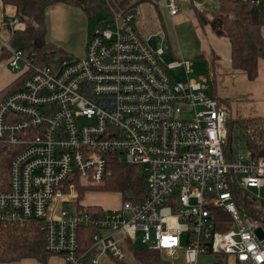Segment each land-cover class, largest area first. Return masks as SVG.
Listing matches in <instances>:
<instances>
[{"label": "built area", "instance_id": "obj_1", "mask_svg": "<svg viewBox=\"0 0 264 264\" xmlns=\"http://www.w3.org/2000/svg\"><path fill=\"white\" fill-rule=\"evenodd\" d=\"M181 1L146 0L171 17ZM241 2L264 12V0ZM135 17L111 11L85 56L72 61L39 63L34 52L2 44L20 83L0 101V142L14 152L0 225L37 223L45 252L63 264H124L138 241L171 264L205 255L264 264V238L255 234L264 225L236 204L248 194L264 206V155L234 157L226 107L189 78L190 61L165 62ZM111 157L140 167L143 196L122 197L117 210L83 205L77 187L101 186ZM216 210L229 218L226 231ZM84 230L92 231L85 247Z\"/></svg>", "mask_w": 264, "mask_h": 264}, {"label": "trees", "instance_id": "obj_2", "mask_svg": "<svg viewBox=\"0 0 264 264\" xmlns=\"http://www.w3.org/2000/svg\"><path fill=\"white\" fill-rule=\"evenodd\" d=\"M4 6H13L16 10V19L26 25L22 31L13 33L10 40L13 49H22L27 54L34 52L35 61L39 63H50L52 57L65 58V54L60 49H51L43 43L45 35V18L48 8L65 4L80 9L89 18L96 15L100 10L106 9L109 12H123L128 9L136 15V7L145 3L146 0H0ZM138 1V2H137ZM219 3L218 13H211L210 24L222 36L226 37L231 47V67L233 72H243L248 80L253 81L257 76L258 61L264 59V38L261 35V28L264 26V12L254 8L249 2L244 4L241 0H217ZM202 12L198 13L199 20L202 22ZM215 18V19H214ZM106 20L100 26L106 27ZM136 25V17H135ZM218 27V28H216ZM94 34V33H93ZM92 34V35H93ZM91 35V36H92ZM90 36V37H91ZM89 37V38H90ZM37 41L42 43L38 47ZM7 56V55H6ZM3 56H0V60ZM20 83V78L3 91V97L10 91L16 89ZM0 100V101H1ZM221 103V102H220ZM261 121L260 123H263ZM247 133V147L253 157L262 155L259 150V142L255 139L253 128L261 134L263 131L256 123L249 121H237ZM232 126V124H231ZM258 134V135H259ZM228 136L231 141V127L228 124ZM14 156L13 148L6 143L0 142V192L8 189L9 167ZM109 174L104 180L100 191L116 192L123 198L131 195L135 199H141L144 194L145 176L141 173L140 167L121 163L116 157H111L109 162ZM78 191H81L77 187ZM252 199V198H251ZM242 200L237 197L236 204L241 211ZM258 208L250 207L248 215L260 221L264 225V206L261 202L253 199L251 201ZM251 204V203H250ZM216 220L226 222L219 226L221 231L229 229V218L224 213L213 211ZM91 230H84L81 240L82 246L90 244L89 237ZM132 255V264H162L163 260L159 253L147 248L129 247ZM47 254L44 250L43 236L37 223L26 226L0 225V263H13L21 259H35L42 264L46 263ZM227 261L226 256H217ZM217 264H223L222 260ZM124 264H129L126 262ZM237 264V263H235Z\"/></svg>", "mask_w": 264, "mask_h": 264}, {"label": "crops", "instance_id": "obj_3", "mask_svg": "<svg viewBox=\"0 0 264 264\" xmlns=\"http://www.w3.org/2000/svg\"><path fill=\"white\" fill-rule=\"evenodd\" d=\"M195 1H181V8L178 14L173 17L169 16L164 10L153 5L155 12L158 15L157 18L160 22H157L159 27L158 31L148 36L146 40L147 43L149 38L151 39L153 35L157 34L165 36L164 38L167 40L168 46L169 44L175 46L180 43V39L176 34L174 27L191 23V25H193L192 28L194 30V37L199 43V46L196 50V56L204 61L207 66L206 73L200 75L202 76L200 80L203 81L207 86V95L216 98L224 107H226L230 118V127L234 119H236L235 122L251 121L254 123V125L257 123L263 130L261 131L262 133L259 134L257 131H255L254 126H250L253 128L252 131L254 133L255 139L259 136H263L264 122H260L264 120V59L258 61L257 76L253 81L248 80L247 76L243 72H233L231 67L230 43L226 37L222 36L210 24V20L212 19L211 13H213V10L216 9V4L219 7L218 1L209 0L204 2L201 0V3L205 5V10L201 15L203 22L202 24L198 17V13L200 12L197 11L193 6ZM139 5L135 9L136 25H138ZM6 7L8 9V14H6L5 11ZM0 8V29L5 32V35H2L4 38L3 43L8 44L11 47L10 40L13 33L24 30L26 25L16 19V10L13 6H4L0 1ZM193 12L196 13L197 17H195ZM204 15H206L205 19L203 17ZM3 19L6 21L7 25L2 24ZM14 19L17 20L16 23H12V20ZM86 19H88V17L83 13V11L72 6L57 4L48 8L46 11L45 35L43 43L47 46H51V49L64 50L63 52L68 51L73 55L77 54L75 55L78 56L76 59L83 58L85 56L86 43L89 37L92 35L91 30L87 28ZM76 35L81 36V50L74 49L70 47L69 44H67ZM261 35L264 38V26L261 28ZM3 43L0 42V56H3V58L0 60V100L4 94L3 91L8 88L18 77V75L13 76L10 73L11 69L8 67L7 62L9 54L4 50L2 45ZM169 50L172 51V56L177 57L179 54L181 56V52L177 53L174 51L173 53L171 48H169ZM165 56H167V50H165L164 58ZM165 62L167 61L165 60ZM11 72L13 71L11 70ZM207 81L209 86L207 85ZM0 264L42 263L35 259H21L13 263ZM45 264H63V261L58 256L49 255Z\"/></svg>", "mask_w": 264, "mask_h": 264}, {"label": "rangeland", "instance_id": "obj_4", "mask_svg": "<svg viewBox=\"0 0 264 264\" xmlns=\"http://www.w3.org/2000/svg\"><path fill=\"white\" fill-rule=\"evenodd\" d=\"M195 1V0H194ZM138 2V1H137ZM195 3H201V0H196ZM218 5L216 4V9L213 10V14H216L218 12L217 10ZM6 14H8V9L6 7ZM138 12H139V16H138V25H136V30L139 33V35L146 41L148 36L150 34H154L158 31V25L157 22H160L159 19L157 18V14L155 12V9L153 7V5L149 2H145L142 3L141 5H139L138 7ZM0 13H1V8H0ZM193 14H195V17H197L196 13L193 12ZM204 15V19H205ZM109 19V12L106 9L100 10L96 15H92L90 16L88 19H86V24H87V28L89 30H91V34L97 32L98 30H103L104 26H100L102 24V22L106 21ZM215 19V18H214ZM1 20V17H0ZM213 20V19H211ZM141 22V23H140ZM2 24L7 25L6 21L3 19ZM100 24V25H99ZM193 25H191V23H186L184 25L178 26V27H174V30L176 32V34L179 36L180 39V43L172 46L169 44H167V40L164 38L165 36L162 35H153L152 38L148 40V44L157 49L160 47H163L164 50H167V56H165V60L168 61H174V59H187L189 61H191V74L189 75V78L191 80H195V81H199L201 82L200 78L202 76V74L206 73V63L204 61H202L200 58H198L196 56V50L199 46L198 41L195 39L194 37V30L192 28ZM85 27V25H84ZM143 30H141V29ZM218 28V27H216ZM145 33V34H144ZM2 35H5V32L0 29V42L3 43L4 42V38L2 37ZM81 36L76 35L75 37L72 38V40H70L67 44H69L70 47L74 48V49H82V42H81ZM171 48L174 51H176L177 53L181 52V56L180 54L176 56H172L171 53L172 51L169 50V48ZM64 51V50H63ZM64 56L68 61H72L74 59H76L78 56H75L73 54H71L70 52H64ZM180 56V57H179ZM9 69V68H6ZM10 73L13 76L18 75L17 71H13ZM172 77L175 79H183L184 75L181 74L180 70H174L172 72H170ZM207 85H208V81H207ZM209 86V85H208ZM208 93V92H207ZM236 119L233 120L232 126H231V148H232V153L234 155V157H242V158H247L251 151L249 150V148L247 147V135L248 133H250V130L247 131L241 127L239 124H237L235 122ZM256 140L259 142V150L260 153L264 154V135L263 136H259L258 138H256ZM104 184V182H103ZM103 184L101 186H103ZM101 186L99 187H92V188H85L84 190L81 189V191H78V189H76V191L78 192L79 196H82V200L80 201L83 205H96L101 207V209L108 211V210H117L120 207L121 204V199L122 196L119 193L116 192H107V191H100ZM251 192V191H250ZM262 197H264V192L261 195ZM242 200V205L241 208L245 209V212L248 213L247 210H249L250 207L253 208H258L257 205H254L253 199H251V197L248 194H243L241 199ZM81 199V198H80ZM251 203V204H250ZM75 205H65V208L69 211H73ZM249 214V213H248ZM185 237V236H184ZM138 238H140V236H138ZM134 245L138 248H145L144 245L140 244V242L138 241L137 244L136 242H134ZM132 255L129 256L127 262H129V264L134 263V261L132 260ZM162 258V264H171L170 262H168L167 260H165V258ZM221 258H218L217 256L214 255H205V256H200L197 260V264H217L218 261ZM223 264H235L233 259L231 257L227 258V261L224 259H221ZM175 264H186L184 263L183 259L180 258L179 260H177L175 262Z\"/></svg>", "mask_w": 264, "mask_h": 264}, {"label": "water", "instance_id": "obj_5", "mask_svg": "<svg viewBox=\"0 0 264 264\" xmlns=\"http://www.w3.org/2000/svg\"><path fill=\"white\" fill-rule=\"evenodd\" d=\"M38 43V47H41L42 46V43L40 41H37ZM255 234L257 235V237L259 238V240H262L264 238V233L261 229H257L255 231Z\"/></svg>", "mask_w": 264, "mask_h": 264}]
</instances>
